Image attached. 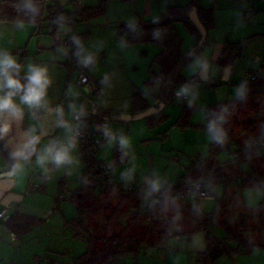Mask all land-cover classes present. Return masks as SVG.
<instances>
[{
  "label": "rangeland",
  "instance_id": "374dc122",
  "mask_svg": "<svg viewBox=\"0 0 264 264\" xmlns=\"http://www.w3.org/2000/svg\"><path fill=\"white\" fill-rule=\"evenodd\" d=\"M151 1L154 11L149 15L146 13L144 16L146 19L162 14L166 9L165 0ZM189 1L191 0H173L171 2H179L178 4L185 5ZM121 2L125 1L121 0ZM196 2L201 7L213 8L214 26L207 29V36L208 38L212 37L215 41L214 44L212 43L213 45L210 43L204 45L184 66L182 73L187 78L194 76L193 81L199 85L200 97L197 104L192 108L190 119L194 124H202L205 120L206 107L220 101L234 99L233 89L235 86L245 80V75L250 70L257 67L258 59L261 58L264 48V0H196ZM129 5L132 4L127 6ZM136 5L140 12H143L144 7L141 2L136 3ZM116 8L110 9L105 17L97 20L98 23L95 26L97 30L92 35L93 41L106 40L107 34L112 29L109 22L115 19ZM120 15L121 17L125 15L124 10L121 11ZM103 24H105L104 28H102ZM174 25L182 39L181 50L191 49L196 41L195 37L190 34L183 22L176 21ZM57 34L62 37L63 32L59 29L54 38ZM120 37L121 43H125L124 37ZM34 39H37V34ZM243 39L245 41L240 49V54L233 59L232 63L226 65L230 68L228 80H224L221 74L213 75L210 73L209 81L204 82L200 79L198 72L193 71V60L196 57L207 58L210 61L211 49L214 45L223 44L225 41L233 42ZM110 44L111 47L116 45ZM125 45L128 48L124 53L108 52L105 60L102 53H95L97 58H95L94 64L104 63L107 65L105 71L108 80L102 83L103 95L90 97L94 103L101 100L102 108H104V104H108L107 98L113 106L117 107L118 110L106 118L109 120L110 128L117 135L124 134L130 138L131 148L128 150L129 155L122 160V154L115 156L117 149L121 150L119 145L117 143L109 144L106 140L99 146L95 157L110 163L113 173L119 176L125 169L134 167V175H136L138 182L142 183L146 177L159 175L164 180L174 183L186 171L191 158L197 155L204 156L210 140L207 138L205 129L192 125L181 127L174 123L182 106L187 105L184 100H177L173 94L169 102H159L160 81L148 80L152 76L150 65L154 55L159 50V46L154 42L126 43ZM59 46L61 51L68 48L62 44ZM22 52L26 53L27 50L23 49ZM217 58L212 60V63L223 70L226 66L221 67L217 63ZM92 65L89 66V69ZM151 68L156 69V64ZM71 72L73 82L76 83V71L72 69ZM212 82L213 85H210ZM183 83L186 82L178 83L177 87ZM136 91H140L150 105L146 109L133 112L130 108V96ZM158 109L167 115L166 118L156 123L148 122V116ZM73 118L74 114L72 121ZM238 119V124L234 125L235 136L252 138L251 135H254L261 125L264 126V96L247 102L239 112ZM249 120H252L251 124L247 123ZM253 127L254 131L252 130ZM74 156L78 163L72 166L70 175L68 174L69 170L66 169L51 170L45 174L37 165L34 168L35 173H30V182L24 188V194L39 196L42 205L51 203L52 206L43 217H39L42 220L23 236L25 238L7 239V243L19 245L23 242L32 248L30 255L27 253L22 256L20 252L14 256L10 255L9 258L14 257L13 262L20 259L21 261H18L17 264L19 262L21 264H71L74 256L86 250L87 239L75 236V230L66 223L67 219L76 216V206L67 197L81 186V172L84 165L78 146ZM151 160H153L152 163ZM215 161L223 166L228 179L225 181L226 183H217L214 196L199 202L198 206L201 211H211L217 200L224 195L226 188L229 195L226 198L224 217L231 218L229 223H232V216L237 215L240 210V205L236 201L237 198L245 203L246 208H257L264 198L250 204L246 197V189L251 186L249 184L241 185L235 180L233 175L235 161L229 156L225 148L218 150ZM248 164L249 161L242 163L244 171L247 170ZM257 164L259 168L264 167V155L257 159ZM117 201V198L109 195L100 197L93 203L91 209L83 214L84 223L89 232L106 237L119 235L121 238L130 233L131 221L134 216L132 214L133 202L124 204L122 210L120 209L122 212L117 213L115 211ZM178 203L181 219L176 226L172 223L173 213L163 214L159 208L156 210L158 212H155L156 218H151V220L143 215L136 217L138 218L137 225L145 227L144 239L150 240L151 237L153 238L160 233L163 234V248L149 246L147 251H141L135 257L132 254H127L120 256L118 260L112 263L194 264L197 252L205 246V231L203 229L190 231L189 229L202 216L200 212L197 214L193 210V206L189 207L180 201ZM51 210H53V214H50V220L46 221ZM252 218L254 217L252 216ZM248 223V233H252V237H257L258 217L254 218L253 222L249 221ZM211 230L215 235L222 233L219 228L212 227ZM9 258L4 259L5 261L2 263L9 262L8 264H11L12 261ZM231 259L233 257L222 255L218 257L216 263L224 264L223 261H225L226 264H237V262L231 263Z\"/></svg>",
  "mask_w": 264,
  "mask_h": 264
},
{
  "label": "trees",
  "instance_id": "16d2710c",
  "mask_svg": "<svg viewBox=\"0 0 264 264\" xmlns=\"http://www.w3.org/2000/svg\"><path fill=\"white\" fill-rule=\"evenodd\" d=\"M21 3L22 0H0V19L13 23L26 22L35 26H39L42 21L50 19L51 33L54 35L57 33L58 24L60 22L67 23L75 20H88L104 14L106 10L105 0H101L99 4L94 7H80L76 13L64 9L59 5L61 12L56 14L52 13L50 6L36 4L39 8V15L35 17V22H33L30 15L22 10H18ZM193 6L197 8L198 17L204 27L206 29L213 27V8H203L197 4L196 0H191L185 5L170 4L167 6L166 11L163 14L133 22H123L118 25L119 35L124 37L126 43L154 42L159 46V50L154 55L150 65L152 76L148 79L149 81H160L159 102H169L171 96L175 93L178 83L192 82L195 79L194 76L190 78L185 77L182 70L204 45L211 42L208 36L201 40L202 38L199 31L189 20L188 11ZM75 8L77 9V7ZM176 21L183 22L190 34L196 39L192 48L187 51L181 50L182 39L179 31L174 25V22ZM154 30L161 31V36L159 38L153 36ZM244 41V39L233 42L225 41L217 58V63L221 67L232 63L233 59L240 54V49ZM190 53L193 55L190 56ZM154 64L157 66L156 69L151 68ZM69 70H72L71 65H69ZM248 73H254V77H250L247 80L250 93L246 102L236 101L235 107L233 108L231 105L234 103V99H229L210 104L206 107L205 112L212 110L218 111L221 105L230 106L228 123L225 125L228 132V141L223 146L210 141L204 156L200 155V161L195 162L192 161L191 158L186 171L182 174H185L187 179L213 176L217 178L222 177L223 179L221 182L223 183L227 181L228 176L225 173V169L215 161V156L218 150L220 148L226 149L227 147L235 149V156H229L235 161L233 171L234 174L237 173V179L238 175L244 171L242 167L244 161H249L247 170L253 167L260 169L257 167V164L252 165L251 163L253 161L257 162V159L264 155V142H261L260 140L263 125L260 126L259 130L256 131L254 135H251L252 138L247 136L243 138L235 136L234 125L238 124V114L247 102H251L258 97L264 96V48L261 58L258 59L257 67L250 70ZM130 98V108L133 112L146 109L150 105L140 91L132 93ZM191 111L192 108L183 105L181 111L174 120V123L181 127L192 125L206 130V118L204 123L194 124L190 119ZM166 116V114L158 109L148 116V122L156 123L165 119ZM247 123L251 124L252 120H249ZM252 130L254 131V127ZM246 141L250 142V147L246 148ZM0 152L8 160L7 150L4 149L2 143L0 144ZM121 154L122 151L117 149L115 156ZM83 164L81 186L74 190L70 195L71 201L76 206V216L67 219L66 223L75 230V236L87 239V248L83 252L74 256L71 260V264L109 263L113 260H118L120 256H125L127 254H132L135 257L137 253L141 251L145 252L143 250V244L145 242L148 243L149 246L160 247L159 249L163 248V234L161 235L160 233L157 236L154 235L155 237H151L150 240L144 239L145 227L138 226V221H136V219H138L136 217H139V215L150 214L154 218L156 216L155 212H158L156 210L159 206L153 210L148 207L146 201L143 199V192L138 191L133 194H124L120 188L111 185L109 182L104 183L106 188L105 190H102L98 187V181L92 174L94 170L93 165L85 161H83ZM263 170L264 168L261 171ZM179 178L177 180H179ZM239 184H241L240 181ZM107 195L118 199L115 207L117 213L120 212V209L124 204L133 202L132 214H134V216L131 221V231L126 237L121 238L119 235H112L110 237L94 235V233L89 232L86 228L83 214L91 209V206L97 201V199ZM174 195L178 197V201L190 202L179 198L177 193ZM225 203L226 197L223 195L217 200L211 211L203 212L200 210V215L202 216L201 219L196 220L197 223L192 225L189 229L190 231H195L197 229H203L205 231V246L202 250L197 252L194 264H217L216 260L222 255L235 257L237 255L250 254L254 248H262L264 250V199L259 203L257 208L243 209L239 204L240 210L237 215L232 216V223H229L231 222V218L224 217L226 213ZM252 216L254 218L258 217L257 237H252V233H246L249 220L252 221L254 219ZM41 220L42 219L37 216L14 211L7 217L5 223L9 230L19 238L24 236ZM212 227L219 228L222 230V233L215 235L211 230Z\"/></svg>",
  "mask_w": 264,
  "mask_h": 264
},
{
  "label": "clouds",
  "instance_id": "9594fccd",
  "mask_svg": "<svg viewBox=\"0 0 264 264\" xmlns=\"http://www.w3.org/2000/svg\"><path fill=\"white\" fill-rule=\"evenodd\" d=\"M18 10L30 15L33 22L39 15V8L34 0H22ZM17 26L23 27V22H18ZM153 36L159 38L161 31L154 30ZM72 42L76 46L74 55L84 67L95 63V57L86 52L78 37L73 36ZM193 71L198 72L200 79L204 82L209 81L210 73L214 75L207 58L196 57L193 60ZM224 73L222 78L228 80L230 68L226 67ZM107 80L108 77L105 76L104 82ZM51 85L52 79L47 66L29 63L25 67L10 52L0 51V143L7 150L9 161L7 174L9 175L22 173L27 165L33 163V157H35L34 163L45 174L51 170L66 169L69 170L68 174L70 175V169L78 163L74 156L78 141L73 125L63 118V107L58 106L54 112L58 117L55 120V125L66 130L67 135L64 139H52L40 146L42 137L48 134L43 127L39 130L35 126L21 129L26 110L33 118L41 111H52L48 102V90ZM198 88L199 85L196 82H186L176 88L174 95L177 100H184L189 108H193L200 97ZM249 93L247 80L237 84L233 89L234 103L231 107H235L236 101L246 102ZM229 107V105H221L218 111L205 112L207 138L220 146L225 145L228 141L225 125L228 123ZM102 131L109 144L117 143L119 145L122 151V160L129 155L131 140L128 136L117 135L107 125L102 128ZM260 140L264 142V126H262ZM250 146V142L246 141V148ZM134 173V167L127 168L121 173V179L131 181ZM144 183L146 187L143 190V199L148 202V206L153 210L159 206V210L163 214L172 212V223L176 226L181 219L180 205L178 197L173 195L171 189L166 186L167 182L159 175H153L146 177ZM246 197L250 204L264 198V181H254L252 186L246 189ZM193 210L197 214L200 212V208L196 204H193Z\"/></svg>",
  "mask_w": 264,
  "mask_h": 264
},
{
  "label": "crops",
  "instance_id": "0c3cea01",
  "mask_svg": "<svg viewBox=\"0 0 264 264\" xmlns=\"http://www.w3.org/2000/svg\"><path fill=\"white\" fill-rule=\"evenodd\" d=\"M100 1L101 0H57V3L61 5L64 9L72 10L75 9V7L77 6H80L81 8L94 7L97 6ZM122 1L125 2H121V0H105L106 12H104V15H100L95 18H90L88 20H75L67 23L60 22L58 24L57 32L60 29L61 32H63L62 36L63 35L77 36L83 43L86 52L91 53L95 58H97L95 53H102V57L104 60L108 55V52L118 51L119 53H124L128 47H126L125 45L126 42L121 43L120 41L121 37L119 35L118 25L123 22L128 23L140 19H146L144 18L146 13L148 15L150 13L152 14L154 8L151 0H122ZM171 1L173 0H165L166 8L170 4L179 3V2L173 3ZM140 2L144 7L143 12H140V10L137 8L136 5V3L139 4ZM126 4L127 5L132 4V5L127 6ZM115 7H117L115 9V14H114L115 19L112 20V22H109L110 28L112 29H110L109 33L107 34L106 40L101 42L99 40L93 41L92 35L97 30V27H95L97 26L96 24L98 23L97 20L101 17H105L106 13L110 9H113ZM203 8H208V7H203ZM123 10L125 15L121 17L120 13ZM50 23L51 20L46 19L42 21V23L39 24V26H35L31 23L25 22L23 23V27H18L17 26L18 23L4 21L0 19V51L10 52L13 56L17 58L18 62L24 65L25 67L29 63H35V64L47 66V68L49 69V75L52 79V85L48 90V102H49V108L52 111H48V112L41 111L40 113L36 114L35 118H33L30 114L27 113L26 110V114L24 116L21 125V129H27L30 126H35L38 130L41 127H43L48 132L47 135L42 137L40 146H43L45 143L49 142L48 141L49 138L64 139L67 135L65 129L57 127L55 125V120L58 119V117L55 115L54 112L55 108H57L58 106L63 107L64 109L63 118L73 125L72 115L79 109L90 107L94 104V101L91 100V97L86 95L85 90L81 88L77 83L73 82V74H71L72 70H69V65H71L72 58L70 56L64 55L63 53L64 49L63 51H61L59 44L56 43L55 41L54 34L51 33L52 29ZM104 27L105 24L102 25V28ZM36 34H37V39H34ZM209 38L212 41L210 42V44L213 45L215 39H212V37ZM110 43H114L116 45L114 47H111ZM222 46L223 44L218 43L214 45V47L211 49L212 52L209 63L210 65L213 66L212 72H214V75L221 74L224 76L225 74L224 69L227 67L226 66L223 70H221L212 63V60H215L219 56ZM23 49H26L27 52L23 53L22 52ZM106 68H107L106 64L100 63V64H93L89 69L90 71L89 73L93 77L97 78L101 83V95H103V90H102V83H104L103 78H105V76H108L105 71ZM107 101L108 104H104V108H102L103 109L102 114L105 115L106 117H110L111 114L118 109L116 106H113L112 102L109 101L108 98ZM101 106L103 105L101 104ZM15 131L16 129L14 126V134ZM34 160L35 157L33 159V163L27 165L25 167V170L18 175L0 176V209L6 208L8 216L14 211H20L29 215L43 217L46 211L50 209L52 206L51 203H48L45 206L42 205L41 201H39V196L31 195L27 193L24 194V188L30 182L29 181L31 177L30 173H35L34 168L36 164L34 163ZM150 162L152 163L153 160H151ZM8 164H9L8 160L4 158L0 153V173L4 171H8ZM251 164L255 165L257 164V162L253 161ZM257 167L259 168L258 164ZM263 168L264 167L260 169ZM233 175L235 180L239 182L238 179L236 178L237 173ZM224 195L226 198L228 197L227 195H229L226 188ZM236 201L238 202V204L242 206L243 209H249L246 208L245 203L241 201L240 198H237ZM180 203L189 205V207L193 206L192 202L180 201ZM50 214H53V210H51V212L47 215L46 221L50 220V216H49ZM6 219L0 223V261L1 262L5 261L4 259H8L10 255L13 256L16 255L17 252H20L22 256H24L27 253L30 255V252L32 251V248L25 245L23 242H21V240H20L21 244L19 245L7 243L8 238L21 239L23 236L21 238L16 237L15 234L12 233L7 227L5 223ZM248 232L249 229L247 228L246 233ZM9 259L10 261H12L11 264H17L18 261H21L19 259L18 261L13 262L14 257ZM22 260L25 261L24 259ZM112 262L109 263L105 262L99 264H114ZM234 262H237V264H264V250L262 248H254L250 254L237 255L233 257V259H231V263ZM8 263L9 262H6L5 264ZM223 263L226 264L225 261H223ZM18 264H21V262H19Z\"/></svg>",
  "mask_w": 264,
  "mask_h": 264
},
{
  "label": "built area",
  "instance_id": "2783aa9c",
  "mask_svg": "<svg viewBox=\"0 0 264 264\" xmlns=\"http://www.w3.org/2000/svg\"><path fill=\"white\" fill-rule=\"evenodd\" d=\"M14 1V0H11ZM35 4H45L51 7L52 13H60V6L57 3V0H34ZM80 6H77V9H73L76 13ZM56 43L59 45L62 44L65 47L64 55L70 56L72 58L71 68L76 71L77 79L76 83L85 90L86 95L90 96H101V83L100 81L93 77L88 69L84 67L78 60L77 56L74 55L76 52V46L72 42V36L63 35L60 37L59 34L55 38ZM254 77V73H248L245 75V80L248 78ZM213 85V82L210 84ZM101 101H97L90 107L81 108L74 113L73 118V128L78 141V148L80 150L82 160L93 165V176L98 181V187L102 190H105V182H109L111 185H114L120 188L124 194H133L138 191L143 192L146 185L144 182H138L136 175H133L131 181H123L121 176L113 173L111 164L106 163L104 160H98L95 157V154L99 146L106 141V138L103 135L102 128L107 125L109 127V120L102 113ZM77 116L79 117L77 119ZM230 156H235V149L232 147L226 148ZM192 161H200V155L192 158ZM249 168L248 170L242 171L238 175V179L241 184H249L252 186L254 181H264V170ZM221 178L213 176H202L194 179H187V177L182 175L179 180L171 183L166 181V186L169 187L172 191V194H178L179 198L182 200L193 202L198 204L199 202L204 201L205 199L211 198L214 196L216 184L222 181ZM71 200L70 195L67 197ZM148 205V202H146ZM149 207V206H148ZM158 208V206H157ZM141 216V215H140ZM147 216L149 220L153 218L150 214L143 215ZM8 217L7 209H0V223ZM138 221V219H136ZM135 221V222H136ZM149 247L148 243L143 244V250L147 251ZM160 248V247H159ZM0 264H3L0 261Z\"/></svg>",
  "mask_w": 264,
  "mask_h": 264
},
{
  "label": "water",
  "instance_id": "95a60500",
  "mask_svg": "<svg viewBox=\"0 0 264 264\" xmlns=\"http://www.w3.org/2000/svg\"><path fill=\"white\" fill-rule=\"evenodd\" d=\"M188 18L192 22V24L196 27V29L199 31L201 35V40L205 39L207 36V29L204 27L202 22L200 21L198 14H197V8L193 6L189 11H188ZM53 138H49L48 141H51ZM7 171H4L0 173V176H7Z\"/></svg>",
  "mask_w": 264,
  "mask_h": 264
}]
</instances>
